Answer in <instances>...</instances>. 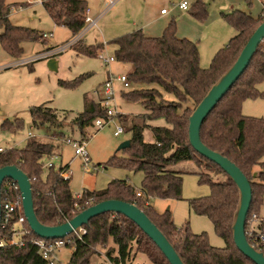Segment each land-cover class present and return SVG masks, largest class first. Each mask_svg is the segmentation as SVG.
Masks as SVG:
<instances>
[{"label": "trees", "instance_id": "1", "mask_svg": "<svg viewBox=\"0 0 264 264\" xmlns=\"http://www.w3.org/2000/svg\"><path fill=\"white\" fill-rule=\"evenodd\" d=\"M41 1L54 23L67 27L73 35L79 34L86 26V0ZM246 1L252 5L251 0ZM261 3L262 9L257 16L241 9L222 13L237 32L228 45L215 54L208 68L201 66L197 42L178 35L175 18L160 36H148L139 28L108 41L115 45L114 58L117 61L133 65V71L128 75L131 82L152 85L122 92L124 98L142 102L146 110L144 125L134 124L129 129L130 146L122 150V155L115 154L105 163V167L142 172L141 187L136 189L127 180L116 179L101 190L85 188L77 197L71 190L70 177L62 175L69 165L55 167L53 163L52 166L46 163V158L58 155L59 144L32 139L24 148L12 147L0 151V168L17 165L29 175L39 220L49 226L63 224L98 202L119 199L142 209L168 237L185 264H255L240 252L233 240L232 226L239 203V189L218 164L192 147L189 118L212 86L237 60L253 32L264 21V0ZM208 5L206 0H194L187 11L204 21L208 17ZM11 8L12 4L0 0V44L9 56L20 58L25 41L43 42L47 38L33 28L13 24L10 20ZM76 46L83 55L99 56L105 43L87 45L79 38L71 47ZM76 82L78 80L72 83L62 81V84L73 87ZM261 83H264V40L247 69L203 122L201 139L210 149L221 152L236 163L249 179L252 202L246 220V234L249 242L264 252V243H256L249 233L252 214L264 215L261 209L264 202V117L242 112L246 99L264 97V89L259 88ZM167 95L174 96V99H168ZM107 111L102 99L86 101L84 110L74 118L73 124L87 139L85 129L93 127L98 118L109 120L111 117ZM30 112L35 126L46 123L49 126L62 125L51 107L33 106ZM158 119H163L166 124L149 123ZM144 126L152 129L153 142L144 140ZM2 127L18 131L23 127V119L5 120ZM186 160L197 163L199 182L207 183L211 188L209 195L190 199V209L211 220L217 234L225 240L224 247L212 245L207 232H193L190 222L178 226L170 210L159 212L152 204L154 198L183 199V175L174 165ZM215 175L221 178L214 179ZM8 181L6 179L2 185L4 202L15 200L20 195L19 188L8 185ZM137 191H140V196L136 195ZM14 226L22 232L16 237L23 244L0 246V264H54L51 256H44L36 242L40 238L27 220L17 224L14 217L7 228L0 227V235L13 236ZM84 229L86 232L81 238H65L70 239L66 245L74 247L68 264H89L97 253V247L106 245L110 239L115 247L107 250L106 256L113 264H131L136 245V251L145 254L153 264H170L153 240L122 214L108 212L93 217ZM257 229L264 234L263 221L257 224Z\"/></svg>", "mask_w": 264, "mask_h": 264}, {"label": "rangeland", "instance_id": "2", "mask_svg": "<svg viewBox=\"0 0 264 264\" xmlns=\"http://www.w3.org/2000/svg\"><path fill=\"white\" fill-rule=\"evenodd\" d=\"M208 2V17L200 21L186 11L185 17H175L177 25H183L191 36L190 39L197 42L200 51V63L203 68H208L215 54L228 45L230 39L236 34V30L223 18L222 13L233 9H241L259 15L262 5L259 0H251L250 6L246 0H206ZM12 4L10 20L13 24L33 28L41 34L52 33L47 40L25 41L24 53L20 58L9 56L0 44V148L6 150L12 147L24 148L29 140L51 141L59 144L58 155L46 158L55 167L69 164L68 176L72 192L77 195L83 189L101 190L106 188L113 180H127L136 189H140L143 173L130 171L125 168L108 166L105 163L111 156L122 155L118 150L120 144L131 138L129 130L134 124L144 125L143 115L146 110L141 101H131L122 96L123 91L140 88H148L145 82L133 83L126 87L122 82L114 81V96L108 100V107L117 114L101 128L85 129L87 137V151L90 155V165L95 170L87 171L84 168L82 158L75 154L73 146L66 142V138L82 139V133L77 125L73 124L74 118L81 113L86 101H99L104 96L103 83L110 76L129 75L133 65L119 62L114 58L115 45L106 43L100 54L113 61L109 64L100 56L83 55L78 47H67L54 57L34 59L48 48L60 47L80 36L73 35L65 26L54 23L48 12L43 7L41 0H6ZM113 17V16H112ZM111 16L102 18L100 24L95 25L81 36L82 42L87 45L97 44L103 41L102 35L109 39L106 25L112 19ZM113 39V38H112ZM108 41V40H107ZM28 63H19L22 60H30ZM56 61L55 67L49 65V61ZM78 80L73 87L62 84V81L72 83ZM264 89V83L259 85ZM168 99L174 96L167 95ZM46 105L56 111L61 126H49L46 124H33L30 108ZM242 112L245 115L264 117V97L249 98L243 102ZM120 114L121 116H119ZM15 117L23 119V127L18 131L6 130L2 127L5 120H14ZM151 125H165L163 119L149 122ZM118 127L124 131L115 136ZM32 130V135L29 131ZM144 140L153 142L154 136L149 126H144ZM65 139V140H64ZM101 163V165H98ZM183 175V199L152 200L153 206L159 212L170 210L175 223L183 226L190 222V228L195 233L207 232L210 243L216 247H224L225 240L217 234L211 220L198 215L190 209L189 200L207 196L211 188L207 183H200L198 172L200 169L196 162L186 160L174 165ZM221 178L215 175L214 179ZM264 212V202L262 205ZM110 239L104 246L97 247V253L92 256L89 264H113L106 256L109 249L114 248ZM131 264H153L149 258L136 251ZM74 251V247L64 245L55 251L54 264H68Z\"/></svg>", "mask_w": 264, "mask_h": 264}, {"label": "water", "instance_id": "3", "mask_svg": "<svg viewBox=\"0 0 264 264\" xmlns=\"http://www.w3.org/2000/svg\"><path fill=\"white\" fill-rule=\"evenodd\" d=\"M264 40V21L253 32L237 60L212 86L202 101L196 106L189 118V140L192 147L203 157L218 164L235 182L239 189V203L234 215L232 226L233 240L237 248L255 264H264V252L249 242L246 234V220L252 202V186L236 163L224 156L221 152L210 149L201 139V127L207 116L216 107L218 102L225 96L230 88L249 66L259 45ZM51 67H55L56 61H49ZM130 146V140L120 144L118 150ZM17 182L23 210L27 222L32 231L43 239L65 238L75 230L84 227L96 216L104 213L122 214L135 222L158 246L166 256L170 264H185L175 246L168 237L152 222L149 216L137 205L119 199H108L98 202L78 213L69 221L49 226L42 223L34 207L33 185L29 175L17 165H6L0 168V224L2 211V185L7 179Z\"/></svg>", "mask_w": 264, "mask_h": 264}, {"label": "built area", "instance_id": "4", "mask_svg": "<svg viewBox=\"0 0 264 264\" xmlns=\"http://www.w3.org/2000/svg\"><path fill=\"white\" fill-rule=\"evenodd\" d=\"M110 2L113 3L114 1L110 0ZM178 6L180 8L187 9L189 7V3L187 0H182L178 4ZM166 12H167V9L162 10V13H166ZM85 22H86V26H88V27L97 25V21L95 19H92L89 16V9L86 10ZM43 36H44V38H48V37L52 36V34L51 33L50 34L45 33V34H43ZM77 39L78 38H76V39L70 41L69 43L62 45L60 47L50 49L47 52H44V53L38 55L34 59L48 58V57H51L57 53H60L63 50H65L67 47L72 46V44H74ZM99 56L106 62V64H109L114 59L113 57L107 58V57L103 56L102 54H99ZM23 63H25V62L23 61ZM115 80L122 82L126 87H129L131 85V80H130L129 76L125 75V74L117 75L116 77L110 76L108 78V80L103 83V89H104L103 95L104 96H102L101 99L103 100V103L107 106V108H108L107 112L111 118L117 114L115 111L110 109L107 105L108 100L110 98H113V96H114V81ZM109 120L98 118V119H96L93 128H101L107 122H109ZM123 131H124V129L122 127H118L115 130L114 135L118 136ZM29 135L30 136L32 135V130L29 131ZM65 141L70 143L75 150V154L82 158L84 168L87 171L95 170V167H92L90 165L91 158H90V155L87 151V139L86 138L83 137L80 140H76L74 138H66ZM3 150L4 149L0 148V151H3ZM47 165L52 166V162H48ZM68 170H69V168L62 173L64 178H69ZM7 179H9L8 185H12V186L15 185L17 188H19L18 184L15 180L10 179V178H7ZM136 195L140 196L141 195L140 191H137ZM76 196L79 197L80 194H77ZM14 217L17 218V224H22L26 221V217H25L24 210H23L21 193H20L19 197L15 200H7L5 202L2 201L0 227L7 228L10 221ZM260 221L264 222V215L259 217V216H257V214L253 213L252 216L249 218V223L251 225V227L249 229V233H250L251 239L253 241H255L256 243L263 244L264 243V234L257 229V224ZM85 232H86V230L84 229V227H82V228H79L78 230H75L72 234L66 236L65 238H67L69 236H73V237H71L73 239L75 237L81 238L82 234H84ZM21 233L22 232L14 226L13 227V236L4 237V236L0 235V246L12 245V244H23V242L20 240V238L16 237V236H19ZM65 238H58V239L40 238V239H37L36 242H37V244H39V246L43 250L45 257L51 256L52 258H54L55 251L59 247L66 245V243L70 241V239L66 240ZM52 263H54V262H52Z\"/></svg>", "mask_w": 264, "mask_h": 264}, {"label": "crops", "instance_id": "5", "mask_svg": "<svg viewBox=\"0 0 264 264\" xmlns=\"http://www.w3.org/2000/svg\"><path fill=\"white\" fill-rule=\"evenodd\" d=\"M113 1L114 2L111 3L110 0H86L89 9V16L97 21V25L100 24L102 18L113 16L109 24L106 25V29L109 33V39L105 38V35H102V42L105 44L108 41L112 40V38L129 33L139 28L143 29L145 34H147L148 36H160L173 18H175L177 15L185 17L184 15L187 11V9H183L178 6V4L182 0ZM187 1L189 5H191L194 0ZM259 2L261 3V0H259ZM163 9H167V12L162 13ZM92 27L95 26L84 27V29L80 33V36L77 38L79 39L81 36H84ZM177 33L180 37L191 38V36L184 29L183 25H180V23L178 24ZM54 48L55 47L51 46L45 52ZM51 57H54V55ZM32 60H34V58ZM23 61L25 63H28L31 61V59L22 60L21 63H23ZM132 71L133 69L131 68V71H129V73H131Z\"/></svg>", "mask_w": 264, "mask_h": 264}]
</instances>
